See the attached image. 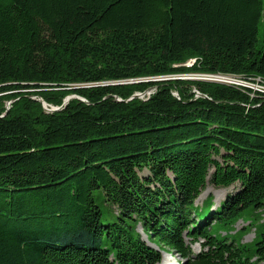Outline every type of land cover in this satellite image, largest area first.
I'll list each match as a JSON object with an SVG mask.
<instances>
[{"label": "trees", "instance_id": "1", "mask_svg": "<svg viewBox=\"0 0 264 264\" xmlns=\"http://www.w3.org/2000/svg\"><path fill=\"white\" fill-rule=\"evenodd\" d=\"M262 22L264 0H0V264L264 262V223L254 251L229 237L264 207V92L115 84L264 82ZM208 184L236 191L196 205Z\"/></svg>", "mask_w": 264, "mask_h": 264}, {"label": "rangeland", "instance_id": "2", "mask_svg": "<svg viewBox=\"0 0 264 264\" xmlns=\"http://www.w3.org/2000/svg\"><path fill=\"white\" fill-rule=\"evenodd\" d=\"M263 33H264V22H262L261 26H260V39H262L263 37ZM193 61H189L187 64H185V66H192L193 65ZM196 74H178V75H170L167 77H156L153 79L156 80H172V79H183V80H189V79H195L196 78ZM151 79V78H148ZM152 81V80H151ZM133 83H140V81H135ZM73 88H75L74 86H69L66 89L67 90H72ZM241 88H246V87H241ZM250 90L254 91V92H258V91H264V86L260 85H255V86H249ZM71 96V97H70ZM76 95H69L68 97L70 98H65L64 99V103L65 101L69 102L71 99L76 97H73ZM12 102H7L6 107L8 109H10ZM43 105V104H42ZM43 107L45 108V106L43 105ZM55 107V106H54ZM53 108V106H47V109L51 110ZM46 109V108H45ZM46 109V110H47ZM48 111V110H47ZM236 191V187L232 186L230 188H216L210 184L207 185L206 189L204 190V192L201 194V196L198 198V200L196 201V205H201L202 202L205 200V198L209 195H212L214 200H213V209L216 208L217 206L220 205V203L230 194H233ZM95 199H96V204L100 207L101 212H102V221L104 224L107 223H111L113 221L117 220V211L116 209L111 206L110 204H108L105 201L104 195L102 191H96L95 193ZM264 223V207L260 210H249L247 212H245L242 216V218L233 225L231 233H229V237L232 239H235L242 247L243 245H245L246 247H248V249L254 251L256 248V242L255 240L260 238V232H261V227ZM137 231L142 235V237L147 240V237L143 234L141 227L139 226L137 228ZM215 235H217L218 237H223L225 236V234H227L226 231H219L216 230ZM192 248L194 250V252H199L201 251V244H194L192 245ZM161 263L160 264H173L171 259H175V261H177V264H183L184 260L182 258H180L179 256L173 255L170 252H166V251H162V257H161ZM170 258V259H169ZM253 262L255 264H264V262H259L257 261L256 258L253 259Z\"/></svg>", "mask_w": 264, "mask_h": 264}, {"label": "built area", "instance_id": "3", "mask_svg": "<svg viewBox=\"0 0 264 264\" xmlns=\"http://www.w3.org/2000/svg\"><path fill=\"white\" fill-rule=\"evenodd\" d=\"M196 78H202L206 81L216 82L224 85L236 86V87H246L255 86V85H262L264 86V82L261 80L254 81H246L239 77L233 75H225V74H200L196 75ZM264 92V91H261Z\"/></svg>", "mask_w": 264, "mask_h": 264}, {"label": "water", "instance_id": "4", "mask_svg": "<svg viewBox=\"0 0 264 264\" xmlns=\"http://www.w3.org/2000/svg\"><path fill=\"white\" fill-rule=\"evenodd\" d=\"M198 75H200V74H198ZM140 82H156V81H163V80H156V79H153V78H151V79H148V78H141V79H138ZM138 80H129V81H123V82H119V83H115V84H133V82H135V81H138ZM152 80V81H151ZM189 80H202V81H206L205 79H202V78H195V79H189ZM154 91H155V88H149V89H147L145 92H143V93H136V94H134L133 96H132V98L131 99H133V98H141V99H148L153 93H154ZM71 97V96H70ZM70 97H68V98H70ZM73 97H76V98H78V99H80V100H82V101H85L84 99H82V98H80L79 96H73ZM38 101H40L44 106H45V108L47 109V106H48V104L42 99V98H39L38 99ZM67 103V101H65V103H64V105ZM63 108V106L62 107H54L53 106V108L51 109V110H49V109H47L48 111H59V110H61Z\"/></svg>", "mask_w": 264, "mask_h": 264}, {"label": "bare ground", "instance_id": "5", "mask_svg": "<svg viewBox=\"0 0 264 264\" xmlns=\"http://www.w3.org/2000/svg\"><path fill=\"white\" fill-rule=\"evenodd\" d=\"M171 260H172L173 264H177V261H175V259H171Z\"/></svg>", "mask_w": 264, "mask_h": 264}]
</instances>
